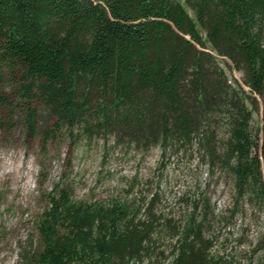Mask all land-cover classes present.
<instances>
[{"label":"trees","instance_id":"16d2710c","mask_svg":"<svg viewBox=\"0 0 264 264\" xmlns=\"http://www.w3.org/2000/svg\"><path fill=\"white\" fill-rule=\"evenodd\" d=\"M6 81L0 106L18 111L27 139L38 136L40 106L52 121L43 146L78 131L140 151L186 156L195 147L208 169L219 165L264 204V140L251 129L257 99L264 129V0H0V87ZM153 205L142 217L132 202H73L60 190L27 262L143 264L168 224ZM201 226L191 216L173 236L168 264H220Z\"/></svg>","mask_w":264,"mask_h":264},{"label":"rangeland","instance_id":"374dc122","mask_svg":"<svg viewBox=\"0 0 264 264\" xmlns=\"http://www.w3.org/2000/svg\"><path fill=\"white\" fill-rule=\"evenodd\" d=\"M217 62L229 83H238L252 96L240 72L223 58ZM0 89L7 95L9 83ZM257 102L251 129L261 146L262 107ZM38 117V136L30 140L18 111L0 106V264H28V254L39 246L36 223L49 197L60 190H66L73 202H132L142 217L154 198V216L168 224L154 231L152 253L143 264H168L172 238L191 216L202 224L210 259L264 264V204L241 194L219 165L208 169L207 159L195 147L186 156L162 154L159 147L140 151L109 137L87 139L78 131L57 133L43 146L40 133L52 128V121L40 106Z\"/></svg>","mask_w":264,"mask_h":264}]
</instances>
